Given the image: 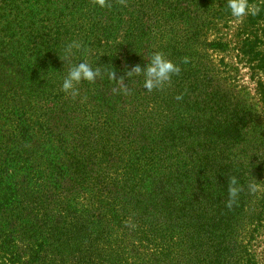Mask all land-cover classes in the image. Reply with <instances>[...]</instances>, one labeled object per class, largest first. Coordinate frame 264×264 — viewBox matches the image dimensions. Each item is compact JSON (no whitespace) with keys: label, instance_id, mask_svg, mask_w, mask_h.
<instances>
[{"label":"trees","instance_id":"obj_1","mask_svg":"<svg viewBox=\"0 0 264 264\" xmlns=\"http://www.w3.org/2000/svg\"><path fill=\"white\" fill-rule=\"evenodd\" d=\"M246 3L0 0V264H264V0ZM153 52L180 72L147 92L127 72ZM82 61L102 77L74 98Z\"/></svg>","mask_w":264,"mask_h":264},{"label":"clouds","instance_id":"obj_2","mask_svg":"<svg viewBox=\"0 0 264 264\" xmlns=\"http://www.w3.org/2000/svg\"><path fill=\"white\" fill-rule=\"evenodd\" d=\"M98 2L103 6L105 0H98ZM227 7L231 10V15L236 18L243 17L246 14H256V10L250 8L246 0H227ZM80 49L81 45L75 41L67 45L63 60L68 62L69 58L74 54V50L79 51ZM148 58L149 63L147 65L144 63H137L127 72L129 79L142 74L144 77L143 88L147 92H151L155 89H162L170 83L173 75L180 72V67L172 60L168 59L162 52H153ZM183 63H188V59L184 58ZM107 75L110 80L115 81V83L120 86L118 89L119 91H122L126 95L129 94L130 90L125 83L124 77L117 80L114 71L109 72ZM101 77L102 73L99 66L93 68L89 63L83 61L72 64L61 83V91L75 98L79 95V90L77 88L78 84L83 81L95 83L97 79ZM114 91H117V89H114ZM177 99H180V97H177ZM248 190L255 193L259 190V185L250 182L248 184ZM241 191L242 188L238 180L233 177L228 188L229 199L227 201V207L231 208L233 206Z\"/></svg>","mask_w":264,"mask_h":264}]
</instances>
